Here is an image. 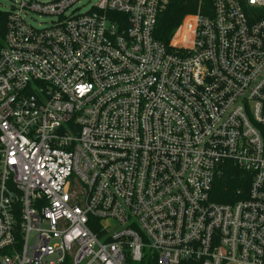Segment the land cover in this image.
Here are the masks:
<instances>
[{
  "label": "built area",
  "instance_id": "obj_1",
  "mask_svg": "<svg viewBox=\"0 0 264 264\" xmlns=\"http://www.w3.org/2000/svg\"><path fill=\"white\" fill-rule=\"evenodd\" d=\"M167 1L0 10V264H264V0Z\"/></svg>",
  "mask_w": 264,
  "mask_h": 264
},
{
  "label": "trees",
  "instance_id": "obj_2",
  "mask_svg": "<svg viewBox=\"0 0 264 264\" xmlns=\"http://www.w3.org/2000/svg\"><path fill=\"white\" fill-rule=\"evenodd\" d=\"M200 0H168L159 14L156 28V37L168 43L182 22L186 14L197 12ZM202 9L205 13L212 14L213 0H203ZM6 14L0 11V33L5 30ZM251 174L244 172L232 161H227L221 169L220 175L216 177L212 199L218 202H235L248 196ZM142 264H151L144 260ZM181 264H198L185 261Z\"/></svg>",
  "mask_w": 264,
  "mask_h": 264
},
{
  "label": "rangeland",
  "instance_id": "obj_3",
  "mask_svg": "<svg viewBox=\"0 0 264 264\" xmlns=\"http://www.w3.org/2000/svg\"><path fill=\"white\" fill-rule=\"evenodd\" d=\"M20 0H0V10L2 11H9L13 9V6L15 5L16 2H19ZM48 1V0H44ZM96 0H91V2H95ZM34 18H31V22L35 25H37V22H42V21H49L50 16H38L33 14ZM38 26V25H37Z\"/></svg>",
  "mask_w": 264,
  "mask_h": 264
}]
</instances>
